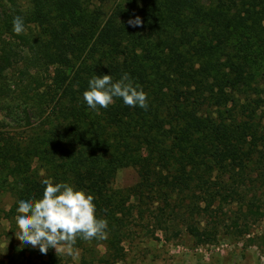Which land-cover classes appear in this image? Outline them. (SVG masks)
I'll use <instances>...</instances> for the list:
<instances>
[{"label": "trees", "instance_id": "trees-1", "mask_svg": "<svg viewBox=\"0 0 264 264\" xmlns=\"http://www.w3.org/2000/svg\"><path fill=\"white\" fill-rule=\"evenodd\" d=\"M85 1L28 0V8L17 15L39 29L36 37L29 31L16 35L14 17L0 20V35H7L0 39V78L25 64L26 48L35 45L39 59L55 68V90L65 96L50 118L60 139L32 133L25 159L11 148L14 143H4L0 178H12L8 192L19 203L42 198L44 179L60 183L62 175H70V185L112 206L118 200L113 192L106 195V185L116 164H127L145 172L131 197L147 202L160 227L163 216L179 221L195 245H202L210 238L194 217L208 213L215 202H236L252 167L264 166V142L259 140L264 129L257 131V114L248 110L246 100L249 88L264 77L259 12L248 9V23L231 13L229 0H125L100 25L83 12ZM137 16L142 26H130ZM195 44L197 57L187 58L185 51ZM88 52L93 59L86 57ZM125 73L147 93V110L126 106L122 98H114L107 109L87 106L83 92L94 74L112 75L117 82ZM177 82L188 90L193 83L198 94H190L191 100L174 98ZM162 166L168 174L155 169ZM41 171L51 175L40 177ZM37 250L41 264H59L53 249L47 254ZM81 264L89 263L84 258Z\"/></svg>", "mask_w": 264, "mask_h": 264}, {"label": "rangeland", "instance_id": "rangeland-1", "mask_svg": "<svg viewBox=\"0 0 264 264\" xmlns=\"http://www.w3.org/2000/svg\"><path fill=\"white\" fill-rule=\"evenodd\" d=\"M99 1H85L82 10L92 22L95 21L100 25L117 6H125V0ZM229 1L234 3L231 13L239 14L244 20L247 19L248 23L252 18L248 16L247 10L259 12L260 16H257V19H261L259 30L263 39L260 60H264V12L260 10L264 1ZM249 3L253 5L250 6ZM28 6V0H0V20H9L10 16L17 17V12H23ZM262 10L264 11V6ZM242 22L240 20L237 24ZM25 27L26 32H32L33 37L37 36L39 29L33 23H27ZM6 36L0 35V39L4 40ZM160 45L164 46L163 43ZM34 46L26 48L25 53L28 55L25 64L15 66L5 77L0 78V148L4 146V143L9 145L14 143L15 145H11V148L19 151L18 156L23 159L27 158L24 146L29 144L32 133L48 132L53 140L60 139L57 131L52 132L55 128L52 124L54 114L52 108L58 107L54 109L58 114L59 98H63L64 95L61 91L55 90L53 82L56 76L55 68L39 59ZM196 47L195 44L194 49L189 48L185 51L187 58L197 57ZM91 54L93 53L88 52L86 57H90ZM90 58L93 59V57ZM96 58H98L97 54ZM220 61H223V58H220ZM198 67L199 64L195 63L194 69ZM175 84L178 86V94L175 93L174 98L177 96L180 99L191 100L193 96L190 94L197 93L193 83L189 90L181 87L178 82ZM53 88L55 94H53ZM247 93L246 100H250L247 108L256 112L254 121L258 122L257 131L260 132L262 131L260 128L264 129V77L256 86L249 88ZM219 94V91L214 92L216 101ZM234 95L237 97L236 93ZM14 96H20V98L12 99ZM64 100L62 99L63 102ZM211 109L216 116L217 107ZM247 124L250 125L251 121ZM252 129L251 127L250 130ZM251 137L247 140L251 141ZM263 137L264 134L259 140L264 142ZM141 153L142 158L145 157V153ZM109 155L110 153L106 157ZM160 157L164 159L167 156ZM54 161L56 163V160ZM252 168L253 170L245 178V185L239 191L241 196L236 198L237 201L235 197L233 198L236 202L221 205L215 202L208 213L201 212L194 217L201 231L210 238L202 245H195L179 221H171L170 218L167 220L166 216H163L160 227L157 220H153L148 213L150 206H145L147 202L142 200L138 203L131 197L133 193L131 189L139 191L141 175H145V172L127 164H116L110 181L106 185V195L113 192L118 205L116 203L108 206V203L94 200L97 218H104L108 222L107 239L91 241L78 239L75 248L79 252L74 256L68 255L63 250L56 252L53 249V251L59 258V264H81L84 258L89 264H264V166L255 164ZM155 169L163 175L168 174L164 166L161 169L158 167ZM44 174L41 171L40 177L51 175ZM4 176L1 175L0 178V262L41 264L38 248H33L31 245L27 247L17 239L16 235L20 229L15 217L18 215L19 203L8 192L9 185L13 183L12 178L8 176L3 181ZM62 176L65 177L63 183H72L70 175ZM142 194L145 193L142 192ZM157 205L159 203H155L152 207ZM152 207L151 210H153ZM163 221L167 223L164 224ZM10 258L14 260L11 261Z\"/></svg>", "mask_w": 264, "mask_h": 264}, {"label": "clouds", "instance_id": "clouds-1", "mask_svg": "<svg viewBox=\"0 0 264 264\" xmlns=\"http://www.w3.org/2000/svg\"><path fill=\"white\" fill-rule=\"evenodd\" d=\"M12 23L16 35L26 32L22 17H14ZM128 23L139 27L143 22L137 16ZM114 98H122L129 107L148 109L147 93L142 88L138 90L127 73L117 82H113L112 75L94 74L88 82V90L83 92L87 106L97 111L107 109L114 103ZM42 183L45 185L42 198L19 201L15 217L20 229L17 239L25 245L39 248L42 254L55 249L73 256L79 252L75 248L78 239H107L108 222L97 218L94 195L77 190L68 183H55L51 178L44 179Z\"/></svg>", "mask_w": 264, "mask_h": 264}]
</instances>
